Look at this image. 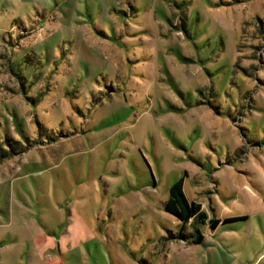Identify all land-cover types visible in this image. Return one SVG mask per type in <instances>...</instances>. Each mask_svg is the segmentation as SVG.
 Instances as JSON below:
<instances>
[{"label":"rangeland","instance_id":"374dc122","mask_svg":"<svg viewBox=\"0 0 264 264\" xmlns=\"http://www.w3.org/2000/svg\"><path fill=\"white\" fill-rule=\"evenodd\" d=\"M4 152L0 264H145L174 182L264 171V0H0Z\"/></svg>","mask_w":264,"mask_h":264},{"label":"crops","instance_id":"0c3cea01","mask_svg":"<svg viewBox=\"0 0 264 264\" xmlns=\"http://www.w3.org/2000/svg\"><path fill=\"white\" fill-rule=\"evenodd\" d=\"M231 176L227 184L217 187V195H211L209 203L188 198L184 191L188 201L199 204L205 213L206 218L198 225L201 242L168 241L165 232L170 229L161 226L156 233L134 241L132 249L147 253L145 264H264V171L249 170L237 173L238 178ZM211 219L218 221L214 228L208 225ZM62 235L67 237L66 233ZM48 239V243L53 241Z\"/></svg>","mask_w":264,"mask_h":264},{"label":"trees","instance_id":"16d2710c","mask_svg":"<svg viewBox=\"0 0 264 264\" xmlns=\"http://www.w3.org/2000/svg\"><path fill=\"white\" fill-rule=\"evenodd\" d=\"M12 147V145H9ZM23 151H12L11 155L22 153ZM2 158H7L10 155L4 152ZM184 180L179 179L174 182L169 188V196L167 201L164 204V211L173 217H175L178 221H180V226L175 234L168 233L166 239L173 240H184L193 244H199L202 240V236L196 227L193 229L194 232L191 234H186L184 229L187 222L190 219H193L194 222L201 224L202 220L206 218L205 213L201 211V206L197 203L190 202L186 198L184 194ZM234 220V219H233ZM230 220V221H233ZM229 220H224V222H228ZM218 224L217 220L210 221V227L214 228Z\"/></svg>","mask_w":264,"mask_h":264}]
</instances>
